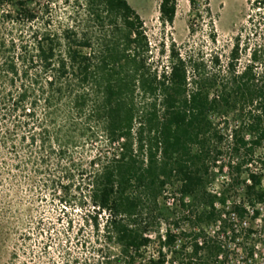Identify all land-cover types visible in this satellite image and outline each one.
<instances>
[{"label": "trees", "instance_id": "trees-1", "mask_svg": "<svg viewBox=\"0 0 264 264\" xmlns=\"http://www.w3.org/2000/svg\"><path fill=\"white\" fill-rule=\"evenodd\" d=\"M51 1L0 0L2 162L17 160L12 166L27 172L32 183L45 175L51 200L90 206L93 227L124 253L122 263L115 257L120 264H169L164 251L151 257L143 251L167 216L161 199L167 188H180L185 200L204 183L205 159L217 150L214 142L225 139L211 114L241 102L255 104L248 128L254 144L264 141V48L256 47L240 71L238 42L226 81L205 72L204 63L188 59L175 43L160 70L154 68L146 22L128 0H66V22L55 20ZM190 2L194 10L206 5L214 31L209 0ZM178 4L161 0L163 24L174 23ZM217 86L221 92L212 96ZM246 136L242 126L235 129L237 152L251 150ZM262 178L251 173L245 182L248 197L264 203ZM211 202L197 221L215 216ZM202 235L195 234L192 253L202 254L198 264L229 261L221 240L202 242ZM176 237L168 229L163 244L171 248ZM255 259L253 247L246 260Z\"/></svg>", "mask_w": 264, "mask_h": 264}, {"label": "rangeland", "instance_id": "rangeland-1", "mask_svg": "<svg viewBox=\"0 0 264 264\" xmlns=\"http://www.w3.org/2000/svg\"><path fill=\"white\" fill-rule=\"evenodd\" d=\"M128 1L146 22L154 47V68L161 70L169 64V50L175 43L188 59L204 63L205 72L218 74L226 81L227 65L238 42L240 58L236 63L240 71L250 63V54L256 47L264 48V0H209L214 31L205 4L194 10L190 0H179L174 23L163 24L161 0ZM51 2L55 20L66 22L69 17L66 0ZM262 71L258 65L257 72ZM220 92L219 86L211 90L212 96ZM255 109V104L241 102L236 108L224 107L211 114L225 139H217L214 142L217 150L205 159L209 170L202 171L204 183L196 195L184 200L180 188H167L161 198L167 216L160 219V232H150L152 241L143 251L145 257L158 256L162 250L169 264H198L202 254L192 253L195 234L201 232L200 241L214 238L228 247L231 254L225 264H264V203L248 197L245 182L251 173H259L264 188V141L254 144L255 136L248 128L250 113L254 114ZM241 126L247 133V147L251 149L248 152L234 149L232 136ZM96 152L94 149L92 155ZM2 160L0 157V264H107V261L120 264L117 257L124 262L120 246L88 220L90 206L73 208L51 200L42 184L45 175H37V181L32 183L24 177L27 172L12 166L17 160L8 158L9 166ZM213 200L217 208L215 216L197 221ZM239 207L245 208L244 215ZM170 228L177 234L171 248L163 244ZM253 247L256 261L247 262V251Z\"/></svg>", "mask_w": 264, "mask_h": 264}]
</instances>
